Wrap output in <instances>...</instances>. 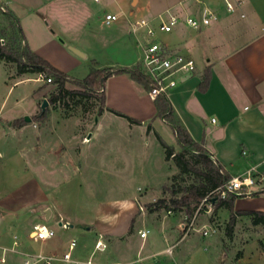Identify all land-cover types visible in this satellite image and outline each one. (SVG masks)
Wrapping results in <instances>:
<instances>
[{
    "label": "crops",
    "instance_id": "obj_1",
    "mask_svg": "<svg viewBox=\"0 0 264 264\" xmlns=\"http://www.w3.org/2000/svg\"><path fill=\"white\" fill-rule=\"evenodd\" d=\"M27 1L29 0H1L0 3L3 2L18 18L24 36L23 44L54 66L62 69L61 65L46 50L44 38L48 41H52V38L42 22L43 19L39 14H36L43 4L30 6ZM90 1L75 0L77 6L74 10L83 13L84 7L88 6ZM93 1L99 3L101 0ZM181 1L176 3L174 0L173 3L177 5L172 7L173 11L168 10L167 13L185 18L186 16L199 17L204 11H207L214 13L217 20L199 30L185 32L182 36L171 37L174 30L171 33L159 34L160 32H157L155 40L160 39L161 43L193 58L196 62V71L193 74L177 76L178 85L170 93L168 100L172 104L180 124L196 142L204 144L211 159L224 165L233 178L246 176L249 172L256 181L258 178L256 176L261 177L263 183H256L252 188V191H258L264 187V0ZM228 4L233 6L232 11L228 10ZM109 13L116 14L113 12L107 14ZM45 17L49 18V16ZM91 17L93 16H88L87 21L91 20ZM63 19L58 16L51 19L55 22L59 21V23L57 21L58 26L56 27L59 34L62 35L67 34L65 33L66 29L63 28L65 26ZM27 21H31L34 27L27 26L25 24ZM100 23L109 28L110 33L118 34V37L107 42L105 47L107 50L112 49V52H109L106 64L98 63V68L131 69L138 65L141 67L142 45L148 40L146 32L144 30L138 33L132 32V28L121 18L110 25L105 24L104 18ZM183 23L185 22L183 21ZM123 24L125 27L128 26V29L124 28ZM87 25V23L84 24L85 28ZM70 40L74 39L70 38ZM59 50L62 51L61 53L65 51ZM66 56L71 58L67 54ZM83 57L86 55L84 54ZM0 63L7 62L0 61ZM207 68L211 69V77L207 90L201 91L199 87L203 82L204 72ZM38 75L19 77L16 75L12 78L13 82L9 87V92L13 88L15 91L24 83L32 84L33 89V95L30 96L32 101L28 106H21L29 96L28 92L16 96L13 120L26 117L30 121L34 120L33 118L31 120V116L35 115L38 100L43 97L42 90H44L39 84L42 82L37 80ZM104 91L106 109L100 115L96 128H41L39 130L38 141L41 143V147L38 150L37 163L44 176V183H47L50 178L48 173L50 174L52 171L65 176V181L61 183L65 189L64 195L63 192L58 193L57 191L59 196L56 195L53 203L45 201L42 208L51 209L50 212L48 211V215L53 214V208L56 210L59 223L55 222V224L58 225L59 231H66L64 234L67 235L68 231L74 228L73 221L76 220L71 210L73 198L66 191L75 185L74 182L84 180L86 175L100 173L107 178L117 180H132L133 178L153 180L157 175H162L163 181L157 184L148 183L149 185L138 186L133 197L120 205L100 204V210L104 214H109V217L102 225L92 224L91 221L85 220L84 223H81L83 224L82 228L89 232L88 238H93L95 242L90 255L84 254V251L86 252L84 245L78 253H75L76 245L72 252L73 262L85 264L91 258L93 264H178V261L181 264H199V261L201 264H264L263 240L259 239L260 247H262L260 252L256 255L245 254L244 247L253 240L254 236L264 239V223L255 225L253 218L248 215L237 216L233 237L228 241L230 245L235 246V243L240 240L242 255L233 256L230 254V256L221 251L217 256H208L207 260L198 259L194 263L187 255L174 254V250L184 239H178V236L181 235L180 226L184 222L180 221L178 217L171 216L173 211L169 216L167 212L166 214L162 213L164 210L160 212L150 209L145 211L144 209V211L138 212L137 207V203L141 206L139 202L151 203L155 201V198L161 194V187L175 175V171L177 172V166L173 160L166 159L165 150L161 144L163 152H160L157 162L152 160V155L145 159L141 155L144 150H148L151 142L160 143L156 134L162 137L154 125L150 126V129L146 128L149 121L155 122L159 118L156 117L154 100L149 97L148 91L133 81L128 74L110 77L105 83ZM107 109L129 116L141 124L132 125L127 122L124 125H127L128 128H100L103 119L117 124L125 120ZM171 131L173 132V130ZM48 133L54 134L52 139ZM82 134L85 138L83 140ZM174 137L177 141L175 135ZM112 138L116 139L114 142L119 143V147H117L119 150L124 151L125 147V150H131L133 156L138 158L137 162L136 159H133L136 163L135 168L132 164L125 167L124 162H116L113 168L112 165L104 168V165L98 163L105 154L104 149L110 148ZM171 146L175 150L177 147L181 149L178 141L176 146ZM135 151H140V153H135ZM96 161L97 163H95ZM81 186L79 185L80 188ZM122 195L124 197V194ZM45 199L47 196L44 195ZM234 210L235 212L264 213V194L238 197L234 202ZM219 213L229 220L230 213L226 208H220ZM147 219L154 226L155 232L158 233V236L153 238L152 246L159 242H162L164 246L157 252L147 255L140 254V251L144 249V242L150 234L149 230L140 228L139 236L143 231H147L148 234L145 239L140 237L142 242L136 254L139 259H133L135 254L127 255L123 252L121 245L126 246L129 243L130 237L134 235L135 224L139 221L144 224ZM47 222L48 220L40 219L33 225V228L36 225H46L56 232L53 225L50 223L49 225ZM61 222L67 223V227L61 226ZM213 226L218 229L219 225ZM210 227L212 229L211 225ZM201 228L197 224L195 231L200 233ZM259 230H262L261 234H258ZM31 232L26 236L20 221L15 222L14 219L2 224L0 227V264H25V255L49 256L53 258L51 264H71L63 261L62 258L68 250L70 241L75 239H69L65 247L60 249L50 241L52 239L47 241L32 240L29 236ZM210 235L215 234L210 232ZM218 235H221V240H223L226 234L220 232ZM100 238L106 243L107 248L104 251L95 252L96 241ZM16 242L17 247L14 246ZM4 249L8 251L4 252ZM97 252L102 255L98 261H95L94 256ZM2 258H5V262L1 261Z\"/></svg>",
    "mask_w": 264,
    "mask_h": 264
},
{
    "label": "rangeland",
    "instance_id": "obj_2",
    "mask_svg": "<svg viewBox=\"0 0 264 264\" xmlns=\"http://www.w3.org/2000/svg\"><path fill=\"white\" fill-rule=\"evenodd\" d=\"M173 1L174 0H101L99 3H95L91 0L89 5L84 7L83 13L74 10L75 6H77V4L75 5V0H29L27 2L30 6H38L40 3L43 4L42 7L40 6L39 9L37 8L38 13L36 14H39L43 19L42 22L44 23L47 32H49L50 38H52V41H48V39L44 38L46 41V50H48L51 57L61 65L62 69L53 64L52 65L62 72L82 80L89 74L92 61H96L102 65L106 64L109 52H112V49L107 50L105 46L107 42L111 41V39L118 37V34H115L114 32L110 33V29L100 23L108 12L116 13V15H118L119 18L130 27H132L137 21L146 20L153 29L157 30L160 21L159 16L168 17L169 14L167 11H173L174 8L172 7L177 5H175ZM179 2L182 1L176 0V3ZM0 5L6 7L3 2H1ZM45 16H49V18L47 17L46 19ZM57 16L64 18L65 26L63 28L66 29L65 33L67 34H59L56 27L58 26V20L56 22L51 20L53 17ZM88 16L93 17H91V20L87 21L86 18ZM85 23L88 24L86 28L84 26ZM25 24L30 28L34 27V24L31 21H27ZM123 26L128 29V26L125 27L124 24ZM191 30L193 31L194 29L181 21L175 26L174 34H172L171 37L175 35L182 36L185 32H190ZM53 31L56 34H54ZM159 34L162 33L160 32ZM13 36L17 39L19 38L13 27H11L9 18L0 13V41L3 42V44H9L11 43ZM41 37L43 36L41 35ZM70 38H73L74 40H70ZM156 41L160 42V39H157ZM70 47L80 50L86 55V57H80L74 54ZM59 49L65 50L64 53H61L62 51ZM66 54L71 56L72 59L67 57ZM136 54L138 53L136 52ZM16 72L15 64L9 62L0 63V151L4 154V157L0 160V162L3 160L0 163V227L6 221L10 222L14 219L15 222L20 221L23 232L27 236L29 232L33 231V225L37 221L40 219H44V221L48 220L47 223L52 224L56 230V235L50 240L56 244V248H64L69 239L73 238L77 242L75 253H78L84 245L86 252L84 250L82 251H84L85 255H90L95 240L93 238H88L89 236L87 234L89 232L82 228L83 224L81 223L91 221L92 224L102 225L105 223L104 221H106L107 217H109V214H104L100 210V204L120 205L124 201L133 197L138 186H145L148 183H161L163 181L162 175H157L153 180L143 178L117 180L107 178V176L105 177V175L103 176L100 173L86 175L84 180L76 183L74 182L73 184L76 186L72 185L71 189L66 191L69 192L73 198L71 210L73 211L72 215L76 220L73 221L74 228L69 230L67 235L64 234L66 231H59V228L57 227L58 225L55 224V222L59 223L56 210L53 208V214L51 215L50 213L48 215L51 209L48 210L47 207L42 208V206L45 201L53 203V199L56 195L59 196L56 193L57 191L58 193L63 192L62 194L64 195L65 189L61 186L63 185L61 183L65 181V176L52 171L50 174L48 173V176L51 179L49 178L47 183H44V176L37 163L38 150L39 147H41V143L38 141V132L41 128H96L97 122L100 119V116L98 115L100 101L97 97L98 95L90 97L69 95L55 104L50 105L47 99L56 87L52 83H39L42 85L41 89L44 90H42L43 97L38 100L36 113L31 116V120L32 118L34 120L19 129L14 128L12 123L19 120H13L16 96L28 92L29 96L22 103L23 105H21L28 106L32 101L30 96L33 95L32 84L30 83H24L15 91H13V88L12 91L9 92V87L13 82L12 78L16 77ZM66 89L73 91L78 88L73 84H67ZM45 101L48 103L46 107L43 106ZM45 110H48L46 116L41 117L42 112ZM101 121L100 128H128V126L124 124L129 122L127 119L124 120L125 122L121 121L122 123L119 124L112 121H106L105 119ZM152 125H154L156 130L162 135L168 144L176 146L177 141L171 131L172 129L161 118H158L155 122L149 121L146 124V128ZM48 134L52 139L54 134ZM83 139L85 138L82 134V140ZM110 141V148L104 149L105 154L99 159L98 163L104 165V168L108 165L110 167L112 165L113 168L116 162H124L125 167H129L132 164L135 168L136 163L133 159H136L137 162L138 158L135 155L133 156V152L131 150H125V147L123 149L124 151L119 150L117 148L119 147V143L114 142L116 141L114 138ZM147 149V151L144 150V153L141 154L142 158L145 159L152 155V160L157 162V159L160 158V152H163L160 143L155 144L151 142ZM180 150L181 149L177 147L176 152ZM124 152L125 154H123ZM135 153L139 154L140 151H135ZM171 159L175 164L174 159ZM95 163H97V161ZM175 176L177 179L172 180ZM173 177L161 187V194L155 198V201L162 198H170L172 195V189L175 188L173 186L180 185L182 187H188L192 184L198 183V180L193 176L181 174L178 167L177 172L175 171ZM79 185H82L81 188ZM122 194H124V197ZM44 195L47 196V199L45 200ZM155 201H152L151 203L153 204ZM139 203L145 211H148L149 207L152 206L151 203ZM137 207L138 212H140V206L138 203ZM207 209L208 208L205 207V209H203L198 215H196L195 211L190 217L184 212H173L171 216L178 217L180 221L184 223H189L195 218V226L197 224L201 227L206 225L209 229L211 228V225L212 229L215 231V235L207 237H203L202 234L197 233L196 231H191L189 235L180 241L174 250V254H181V256L187 255L194 261V263H196V260L198 259L207 260L208 256H217L221 251H224L227 255H242V246L239 243L240 240L235 243L237 246L230 245V242H228L230 241V238L227 235L226 230L229 220L225 219L222 213H219L220 209H218L217 212L212 210L210 213H206ZM156 211H163L162 213L164 214L167 212L166 209ZM50 215L51 218H49ZM161 216L162 215L160 214V217ZM213 225H219L220 227L217 226L218 229H216ZM140 228H145V230L150 231L148 238L144 242V249L140 251V254H151L157 252L162 246H164L162 245V242L152 246L153 238H156L158 233L155 232L154 226L148 219L144 224L139 221L134 226V235L130 237L129 243L126 246L121 245L123 252L127 255L135 254L133 259H139V256L136 254L142 242L138 233ZM260 231L262 230H259L258 234H261ZM220 232H225V240H221V235H218ZM180 233L181 235L178 236V239L183 238V232L180 231ZM259 239L264 242V239L260 238V236H254L253 240L244 247L245 254L256 255L260 252L262 247H260L261 244L259 243ZM101 255L102 253L97 252L94 256V260L98 261ZM177 263L181 264L179 261ZM199 264H201V261H199Z\"/></svg>",
    "mask_w": 264,
    "mask_h": 264
},
{
    "label": "trees",
    "instance_id": "obj_3",
    "mask_svg": "<svg viewBox=\"0 0 264 264\" xmlns=\"http://www.w3.org/2000/svg\"><path fill=\"white\" fill-rule=\"evenodd\" d=\"M0 13L7 16L11 22V27L18 35V39L13 36L11 43L3 44L0 41V61L13 63L16 65V75H33L45 74L52 78V84L56 87L47 99L50 105L71 96L90 97L98 95L100 101V108L98 115H102L105 108V83L114 76L120 74H128L131 79L138 84L142 85L146 91L152 88V81L149 77L144 75L139 66L134 68H106L99 69L98 63L92 61L89 74L86 78L80 80L62 72L54 67L49 61L37 55L26 45L23 44L24 36L19 24L18 18L7 7L0 5ZM15 35V34H14ZM211 77V69L207 68L204 72L203 82L199 89L206 91L209 80ZM67 84H73L78 89L69 91L66 89ZM156 107V117L163 119V121L173 130L177 138L181 150L176 152L175 148L167 144L163 138L156 134L158 141L165 150L166 159H174L175 165L180 169L181 174L193 176L198 180V183L192 184L188 187L180 185L173 186L172 195L170 198H162L152 206L149 207L151 211L166 209L173 212H184L188 217L192 216L196 211L202 200L212 191L223 186L230 181L233 177L227 171L224 165L220 162L212 160L208 151L205 149L203 143L196 142L188 133V131L180 124L175 116L172 104L164 96H159L154 100ZM109 112L116 116L123 117L132 125L141 124L139 121L126 116L117 111L107 109ZM48 110L42 112L41 117L46 116ZM29 123L26 118H21L12 123L14 128H21ZM151 128L150 126L148 127ZM257 183L262 184L260 176H256ZM177 179L173 177L172 180ZM172 187V188H173ZM244 194V193H243ZM264 194V187L258 191H253L251 196ZM244 197V196H243ZM238 197L233 194H228L226 198L214 196L211 201L213 202V210L217 212L220 208H226L230 213V218L227 226L226 233L230 239L233 237V231L236 224L237 216L248 215L253 218L255 225L264 223V213L261 212H235L234 202ZM154 208V209H152Z\"/></svg>",
    "mask_w": 264,
    "mask_h": 264
},
{
    "label": "built area",
    "instance_id": "obj_4",
    "mask_svg": "<svg viewBox=\"0 0 264 264\" xmlns=\"http://www.w3.org/2000/svg\"><path fill=\"white\" fill-rule=\"evenodd\" d=\"M1 1V0H0ZM99 2L100 0H95ZM229 11L233 10L231 4L227 5ZM159 24L157 30L153 29L146 20L137 21L132 25V32L138 33L141 30L146 32L148 40L142 45L143 58L141 64V71L144 75L149 77L152 81V88L148 92L149 97L155 100L159 96H164L168 99L170 93L177 87L178 75H191L196 71V62L193 58L181 54L174 48L157 42L155 36L157 32L161 33H171L175 26H177L181 21H184L186 25L190 26L195 30H199L202 27L209 26L217 20V16L212 12L204 11L199 17L186 16L185 18H180L178 16L168 15V17L159 16ZM119 20V16L116 14H106L104 16V22L110 25ZM44 84L52 83V78L46 76L45 74H39L38 79ZM3 154L0 151V159H2ZM257 181L249 172L246 176H240L232 178L230 181L225 183L223 186L217 188L216 190L210 192L199 204L196 209V215L200 214L203 209L208 208L206 213H210L213 210V202L211 199L214 196H220L221 198H226L228 194H233L237 197H249L251 196L252 188L256 185ZM244 193V194H243ZM140 211H144V208L140 206ZM171 214V211H167ZM195 219V218H194ZM192 219L189 223H184L180 226L183 232V238H185L191 231H195V220ZM61 226L67 227V223H60ZM199 232L204 236H209L210 232H215L214 229L207 228L203 226ZM148 232L143 231L140 233V237L145 239ZM56 235L55 231L46 225H36L33 231L30 233V238L34 241H47L53 239ZM77 245L76 240H71L68 246V250L63 255L62 260L69 262L71 264H80L73 262L72 252ZM17 247V242L14 245ZM107 248L106 243L102 238L96 241L94 251H104ZM4 249V252H7ZM25 264H35L41 262L43 264H51L53 258L44 255L27 256L25 255ZM2 262H5V258H2ZM85 264H93L92 259H88Z\"/></svg>",
    "mask_w": 264,
    "mask_h": 264
},
{
    "label": "water",
    "instance_id": "obj_5",
    "mask_svg": "<svg viewBox=\"0 0 264 264\" xmlns=\"http://www.w3.org/2000/svg\"><path fill=\"white\" fill-rule=\"evenodd\" d=\"M70 49L75 53V54H77V55H79V56H84V54L81 52V51H79V50H77L76 48H74V47H70ZM48 105V103H47V101H45L44 102V104H43V106L44 107H46ZM26 120L28 121V122H30V119L28 118V117H26Z\"/></svg>",
    "mask_w": 264,
    "mask_h": 264
},
{
    "label": "bare ground",
    "instance_id": "obj_6",
    "mask_svg": "<svg viewBox=\"0 0 264 264\" xmlns=\"http://www.w3.org/2000/svg\"><path fill=\"white\" fill-rule=\"evenodd\" d=\"M140 69H141V67H140Z\"/></svg>",
    "mask_w": 264,
    "mask_h": 264
}]
</instances>
